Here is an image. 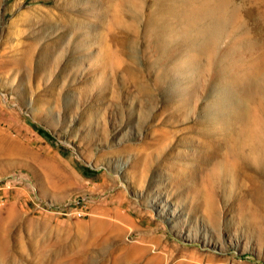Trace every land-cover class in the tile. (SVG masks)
<instances>
[{
  "label": "rangeland",
  "instance_id": "obj_1",
  "mask_svg": "<svg viewBox=\"0 0 264 264\" xmlns=\"http://www.w3.org/2000/svg\"><path fill=\"white\" fill-rule=\"evenodd\" d=\"M263 133L264 0H0V264H264Z\"/></svg>",
  "mask_w": 264,
  "mask_h": 264
},
{
  "label": "bare ground",
  "instance_id": "obj_2",
  "mask_svg": "<svg viewBox=\"0 0 264 264\" xmlns=\"http://www.w3.org/2000/svg\"><path fill=\"white\" fill-rule=\"evenodd\" d=\"M194 2V1H193ZM203 3V2H202ZM199 4V3H198ZM219 6V5H218ZM222 7V6H221ZM200 8H201V6H200ZM199 11V10H198ZM208 11V10H207ZM204 12V11H203ZM209 12H210V10H209ZM208 12V13H209ZM205 13V12H204ZM211 14V13H210ZM215 14V13H214ZM220 14V13H219ZM208 15V14H207ZM207 17V16H206ZM208 18V17H207ZM185 19V18H184ZM191 20V19H190ZM206 20V19H205ZM192 24H193V22H192ZM215 26V25H214ZM194 29V28H193ZM263 129V128H262ZM261 132V131H260ZM258 133V132H257ZM261 134H262V132H261ZM264 134V133H263ZM257 135V134H256ZM259 136H260V133H259ZM2 249H3V247H2V242L0 241V255H1V253H2Z\"/></svg>",
  "mask_w": 264,
  "mask_h": 264
},
{
  "label": "built area",
  "instance_id": "obj_3",
  "mask_svg": "<svg viewBox=\"0 0 264 264\" xmlns=\"http://www.w3.org/2000/svg\"><path fill=\"white\" fill-rule=\"evenodd\" d=\"M5 185L6 184H4V182L2 183V182H0V199H1V194H2V191L5 189Z\"/></svg>",
  "mask_w": 264,
  "mask_h": 264
}]
</instances>
